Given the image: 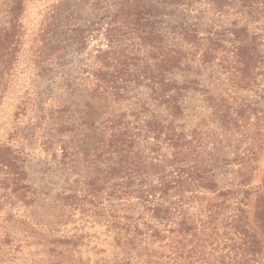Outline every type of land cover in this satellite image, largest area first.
I'll return each instance as SVG.
<instances>
[{
    "label": "trees",
    "instance_id": "obj_1",
    "mask_svg": "<svg viewBox=\"0 0 264 264\" xmlns=\"http://www.w3.org/2000/svg\"><path fill=\"white\" fill-rule=\"evenodd\" d=\"M193 1L199 0H117L109 11L108 0H58L44 9L29 45L39 81L47 82L70 53H85L92 34L105 48L96 49L87 72L89 99L79 92L65 108L84 109L71 111L60 125L61 137L46 146L71 165L70 189L34 188L18 135L0 142V264H89L83 259L88 236L62 233L77 222L75 214L84 221L81 227H104L117 250L116 258L92 264H264L245 206L219 182L228 169L241 185L250 182L264 153V111L236 97L210 96L215 72L234 90L257 88L264 53L247 43L244 27L230 29L228 41L182 25L177 39L167 37L161 19ZM24 2L12 0L8 25L0 29V108L16 86ZM86 6L104 11L105 23H80L78 10ZM127 86L146 89L148 101L132 102ZM195 92L207 94L208 113L189 127L184 112ZM34 94L23 95L15 119L42 112L43 95ZM107 98L116 107L95 123L89 114L106 112ZM98 129L106 138L95 152L85 138Z\"/></svg>",
    "mask_w": 264,
    "mask_h": 264
},
{
    "label": "rangeland",
    "instance_id": "obj_2",
    "mask_svg": "<svg viewBox=\"0 0 264 264\" xmlns=\"http://www.w3.org/2000/svg\"><path fill=\"white\" fill-rule=\"evenodd\" d=\"M55 1L58 0H25L21 16L24 47L20 52L16 86L0 108V142L7 140L10 133L17 134L15 140L18 147L23 146L24 148L26 155L25 170L31 184L36 189L47 187L52 192L70 189L75 176L71 175V165L69 163L67 165L63 164L60 158L61 151L53 156L52 150L48 151L46 146H48L49 139L57 140L61 137L59 131L63 126L60 125L65 123L72 113L84 109L82 105L75 106L74 104L70 107L72 113L65 110L69 107V101L79 95V92L82 93L85 99H89L90 95L85 92V87L90 86V81L87 80V72L96 54V49L99 47L105 48V42L102 41L101 37H94L96 35L92 34L91 38L93 36V39L87 41L85 53H70L63 60V63L55 68L47 82L39 81L32 71L33 56L29 51V45L38 32L41 14L44 9L51 6ZM116 1L108 0L105 7L112 11V5ZM11 2L12 0H0V29L8 25V10ZM171 13L172 15L163 17L159 23L161 30L166 33L167 37L172 38L175 36L174 38L177 39L179 26L182 25L183 27L195 29L201 37L219 33L222 37L225 36L228 41L232 38L228 32L230 29L244 27L250 35L247 43L264 53V0H199L175 7L171 9ZM77 14L80 23L93 21L94 23L103 24L106 21L104 11L97 8L82 7ZM185 48L189 52L192 51L187 46ZM203 71L204 78L201 87L207 88L205 86L207 85L206 80L209 79L205 75H210V72L207 69ZM212 76L215 82H211L214 88L210 87V96L213 99L218 101V98L222 97L230 100V97H236L252 102L254 105L258 104L264 111V79L262 78L264 76L258 77L259 80L263 79V81L259 82L257 88L255 86L244 91L232 89L225 77L218 72L212 73ZM71 87H74V91H71ZM35 92L41 94V96L43 95L42 112L37 111L38 114H33L31 111H27L26 115H19L15 119L14 112L17 105L21 103L23 95L27 94L34 98ZM126 93L132 97L130 98L132 102H137L138 99L148 101V91L146 89H134V87L127 86ZM79 99L80 97L76 101H79ZM204 99H207V94L205 95L202 92H195L191 98H188L187 110L184 112L187 126L194 125L208 113L207 101L204 102ZM99 101L102 103V99H99ZM126 106L127 104H124L122 107ZM104 107L103 110H106V112L101 113L102 110L94 109V112H90L89 118L98 123L103 118L104 113L109 114L116 105L107 98ZM150 108L155 113L159 111L163 114V111L152 105H150ZM246 136L247 132L244 133V138ZM26 137L27 140H23ZM62 137L64 139L68 138L65 134ZM87 137L85 138L86 142L95 152L104 144L106 138L104 131L101 129L89 133ZM255 167L248 185L243 186L240 184L239 179L231 173L233 169H228V173L226 172L221 176L219 182L224 188L234 189L237 200L245 206L251 228L261 242L264 260V153L259 156ZM77 173L78 168L75 169L74 174ZM0 215L3 216V213ZM75 219H77V222L69 224L62 233L72 235V233L78 232L88 236L90 245L86 250H83L84 260L92 264L95 259L110 260L117 257V250L111 246L112 240L105 234L104 227L97 225L92 227L85 224L83 228L81 225L84 221L80 220L78 214H75Z\"/></svg>",
    "mask_w": 264,
    "mask_h": 264
}]
</instances>
